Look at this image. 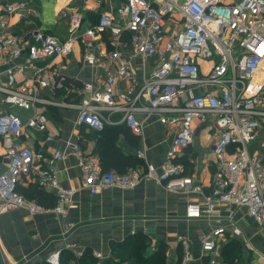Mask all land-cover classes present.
Returning <instances> with one entry per match:
<instances>
[{"label": "built area", "instance_id": "2783aa9c", "mask_svg": "<svg viewBox=\"0 0 264 264\" xmlns=\"http://www.w3.org/2000/svg\"><path fill=\"white\" fill-rule=\"evenodd\" d=\"M24 7V2L0 0V28L8 26L12 15L22 18ZM62 15L68 18L64 40L41 28L20 34L0 32V66H6L0 101L8 107L33 109L27 121L12 111L0 110V138L5 150L0 210L22 207L32 214L66 216L74 203L75 189L62 187L54 170L55 161L64 152L52 151L47 167L36 168L40 154L23 140L27 128L47 129L44 105L49 104L75 108L79 124L99 130L112 121L106 113L115 112L121 113L126 126L137 135L144 132L139 112L175 129L161 167L146 159L145 170L139 166L124 171L97 170L93 160L81 154L79 144L68 140L67 146L84 170L85 186L127 189L142 179H153L169 190L203 194V200L187 202L188 218L221 216L218 208L223 204L244 206L264 231V162L249 150L264 120V0H125L117 12L103 11L85 28L80 11ZM167 20L173 29L166 26ZM76 43L82 45L84 64L99 67V78L82 82L85 95L78 102L40 96L39 88L62 89L66 82L75 80L53 63L38 66L35 61L66 57ZM25 55L27 64L9 63ZM131 58L139 59L141 76ZM24 68L32 71L31 85L18 82L17 74ZM122 81L127 83L123 89ZM209 117L216 166L211 187L205 192L201 183L184 173L177 157L193 143L194 121ZM138 154L145 157L143 149ZM30 174L39 186L57 189L54 206L27 199L19 191L22 177ZM231 214L223 224L199 232L202 252L214 250L224 236L243 237ZM101 255L96 252V256ZM190 256L189 243L183 240L181 264H188ZM46 259L59 264V251Z\"/></svg>", "mask_w": 264, "mask_h": 264}, {"label": "crops", "instance_id": "0c3cea01", "mask_svg": "<svg viewBox=\"0 0 264 264\" xmlns=\"http://www.w3.org/2000/svg\"><path fill=\"white\" fill-rule=\"evenodd\" d=\"M24 2V16L12 15L8 26L0 28L20 34L26 30L41 28L64 40L68 34V18L65 11H80L87 27L96 22L103 11L117 12L125 0H6ZM106 49L109 50L107 38ZM126 54V51L121 50ZM136 73L141 76L139 59L131 58ZM9 63L27 64L26 55ZM38 66L53 63L54 66L77 81L62 89L39 88L42 97L78 102L85 95L82 82L98 79L99 67L88 66L82 60V45L74 44L72 52L66 57L45 58L35 61ZM5 65L0 66V81L5 79ZM32 71L24 68L17 74L18 82L31 85ZM127 83L120 82L123 89ZM0 101V110L12 111L24 121L31 116L33 109L8 107ZM48 124L45 131L27 128L23 140L25 144L40 154L35 167H47V159L52 151L62 150L64 156L54 163V170L62 187L75 189L74 203L66 216L57 213L32 214L27 208L0 210V264H50L48 255L59 251V264H131L130 251L134 252L130 238L136 233L148 236L149 246L146 256L158 249L161 243L166 246L165 264H181L183 259V240L189 243L190 260L188 264H227L222 251L228 241L235 239L241 245L239 264L264 262V231L258 227L248 209L244 206L229 207L220 205L221 216L207 218H188V201L203 200V194L188 193L182 190H169L153 179H142L132 188L87 187L84 183V170L79 158L67 146L72 140L80 146L83 156L91 158L95 168L100 171H123L129 162L145 170L146 159L161 167L166 150L175 134L174 127L162 125L155 116L139 112L137 117L143 122V134L137 135L126 126L120 112L110 115L112 121L99 130L77 121V110L71 107L44 105ZM211 119L195 120L196 129L193 143L186 152L177 157L184 165V173L194 177L209 191L215 170ZM47 136H51L48 139ZM145 151V157L138 150ZM252 154H258L264 162V120L259 133L250 144ZM4 145L0 138V172L5 168ZM119 166V167H118ZM122 169V170H121ZM19 191L27 198L45 206H54L57 189L38 185L35 175L23 176ZM2 200L0 198V207ZM232 212V214H231ZM231 214L239 224L243 237L224 236L209 253L202 252L199 232L227 221ZM69 227V230L66 228ZM79 251L82 255H79ZM101 252V256H96ZM250 260V263L248 261Z\"/></svg>", "mask_w": 264, "mask_h": 264}, {"label": "trees", "instance_id": "16d2710c", "mask_svg": "<svg viewBox=\"0 0 264 264\" xmlns=\"http://www.w3.org/2000/svg\"><path fill=\"white\" fill-rule=\"evenodd\" d=\"M78 84L77 81L73 83L66 82V86H71L72 84ZM129 166H136L135 162H129ZM119 167V166H118ZM122 170V169H121ZM124 171V170H123ZM130 244L133 245V251L129 253V259L131 264H165L166 262V246L165 243H161L157 250L152 252L150 255L146 256L144 251L149 246L148 236L143 233H136L130 238ZM241 245L240 243L232 239L223 248V255L225 256V261L227 264H239V259L241 258Z\"/></svg>", "mask_w": 264, "mask_h": 264}, {"label": "rangeland", "instance_id": "374dc122", "mask_svg": "<svg viewBox=\"0 0 264 264\" xmlns=\"http://www.w3.org/2000/svg\"><path fill=\"white\" fill-rule=\"evenodd\" d=\"M166 26H170L172 27V29L174 28V26L171 24V21L170 20H167V23H166ZM180 27H182V24L176 28V30H178ZM258 225V224H257ZM259 227V226H258ZM260 228V227H259ZM248 263H250V260L248 261Z\"/></svg>", "mask_w": 264, "mask_h": 264}]
</instances>
